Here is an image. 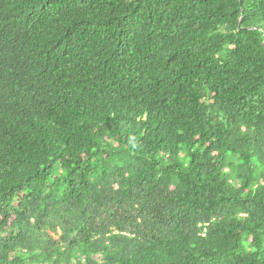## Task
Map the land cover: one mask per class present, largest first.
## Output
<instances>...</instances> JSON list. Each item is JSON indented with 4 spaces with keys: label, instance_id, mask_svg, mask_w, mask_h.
Instances as JSON below:
<instances>
[{
    "label": "trees",
    "instance_id": "16d2710c",
    "mask_svg": "<svg viewBox=\"0 0 264 264\" xmlns=\"http://www.w3.org/2000/svg\"><path fill=\"white\" fill-rule=\"evenodd\" d=\"M0 264H264V0H0Z\"/></svg>",
    "mask_w": 264,
    "mask_h": 264
},
{
    "label": "clouds",
    "instance_id": "9594fccd",
    "mask_svg": "<svg viewBox=\"0 0 264 264\" xmlns=\"http://www.w3.org/2000/svg\"><path fill=\"white\" fill-rule=\"evenodd\" d=\"M50 233L53 234L56 237V235L53 232H50Z\"/></svg>",
    "mask_w": 264,
    "mask_h": 264
},
{
    "label": "rangeland",
    "instance_id": "374dc122",
    "mask_svg": "<svg viewBox=\"0 0 264 264\" xmlns=\"http://www.w3.org/2000/svg\"><path fill=\"white\" fill-rule=\"evenodd\" d=\"M55 237V236H54Z\"/></svg>",
    "mask_w": 264,
    "mask_h": 264
}]
</instances>
